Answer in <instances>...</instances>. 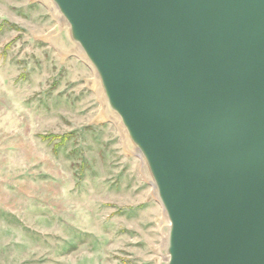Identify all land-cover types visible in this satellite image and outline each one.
<instances>
[{
    "label": "water",
    "instance_id": "1",
    "mask_svg": "<svg viewBox=\"0 0 264 264\" xmlns=\"http://www.w3.org/2000/svg\"><path fill=\"white\" fill-rule=\"evenodd\" d=\"M167 221L162 264H264V0H41Z\"/></svg>",
    "mask_w": 264,
    "mask_h": 264
},
{
    "label": "rangeland",
    "instance_id": "2",
    "mask_svg": "<svg viewBox=\"0 0 264 264\" xmlns=\"http://www.w3.org/2000/svg\"><path fill=\"white\" fill-rule=\"evenodd\" d=\"M41 0H0V264H162L166 222Z\"/></svg>",
    "mask_w": 264,
    "mask_h": 264
},
{
    "label": "crops",
    "instance_id": "3",
    "mask_svg": "<svg viewBox=\"0 0 264 264\" xmlns=\"http://www.w3.org/2000/svg\"><path fill=\"white\" fill-rule=\"evenodd\" d=\"M61 34V33H60ZM57 47H58V50L60 51V52H66V54L68 55H74V56H76L75 54H73V53H71V52H69V51H67L65 48H64V46L62 45V43H61V37H60V39H58V42H57ZM76 58L77 59H79L81 62H84L81 58H79L78 56H76ZM85 63V62H84ZM86 64V63H85ZM87 65V64H86ZM89 68V67H88ZM90 69V68H89Z\"/></svg>",
    "mask_w": 264,
    "mask_h": 264
},
{
    "label": "bare ground",
    "instance_id": "4",
    "mask_svg": "<svg viewBox=\"0 0 264 264\" xmlns=\"http://www.w3.org/2000/svg\"><path fill=\"white\" fill-rule=\"evenodd\" d=\"M50 41H51V43L54 45V46H57V42H58V40H57V38H55V37H51V39H49ZM58 48V47H57ZM95 85H97V82H95ZM142 162V161H141ZM142 166H143V163H142ZM153 191V190H152ZM153 196H154V198H155V195H154V192H153ZM156 199V198H155ZM163 220H161V223L162 224H164V221L166 222V226H167V221H166V219H165V217L163 216V218H162ZM165 235V234H164ZM164 238H165V236H163V242H164ZM162 245H163V243H162Z\"/></svg>",
    "mask_w": 264,
    "mask_h": 264
}]
</instances>
